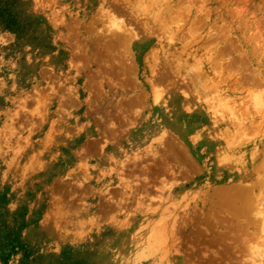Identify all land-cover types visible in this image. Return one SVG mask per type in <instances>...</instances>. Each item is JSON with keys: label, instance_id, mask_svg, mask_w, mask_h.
I'll use <instances>...</instances> for the list:
<instances>
[{"label": "rangeland", "instance_id": "374dc122", "mask_svg": "<svg viewBox=\"0 0 264 264\" xmlns=\"http://www.w3.org/2000/svg\"><path fill=\"white\" fill-rule=\"evenodd\" d=\"M254 157L264 0H0V264H264Z\"/></svg>", "mask_w": 264, "mask_h": 264}, {"label": "bare ground", "instance_id": "6f19581e", "mask_svg": "<svg viewBox=\"0 0 264 264\" xmlns=\"http://www.w3.org/2000/svg\"><path fill=\"white\" fill-rule=\"evenodd\" d=\"M114 10V9H113ZM118 13H119V11H117ZM117 15V14H116ZM145 16V15H144ZM180 16V15H179ZM158 18H160V16L158 17ZM145 20H146V22L148 21L149 23H152L153 21H154V19L155 18H153V16L152 17H150V16H148V17H145L144 18ZM164 19V18H163ZM162 20V19H161ZM156 21V20H155ZM168 21V20H167ZM152 24H154V23H152ZM155 26V24L154 25H149V27H150V29H153V27ZM162 26V25H161ZM163 26H164V28H165V26H166V24L165 23H163ZM155 29L156 28H161L158 24L156 25V27H154ZM163 28V29H164ZM176 28V27H175ZM146 31H147V29H146ZM152 31H154V29L152 30ZM164 32H165V29H164ZM163 37V36H162ZM121 39V38H120ZM161 82L162 83H164L165 85L166 84H170L171 82H172V79H170V78H165V79H161ZM263 163V164H262ZM264 159H263V162H262V159H258V158H256V157H254V158H252V160H251V163H249V166H251L252 167V169H253V172H251L250 174H248V172H246V173H244L243 175H242V180L246 183V184H248V187H247V185H246V188L245 187H243L244 189H246L247 190V188L248 189H251V190H253V191H255L254 193H255V195H256V197H257V206H259V213L261 212L262 213V215L264 216ZM248 167V166H247ZM250 167V168H251ZM253 173H257V176L259 177H256V178H252L254 175H253ZM110 178H112V177H110ZM113 183L112 182H109L108 184H107V186L106 187H109V186H111ZM262 185V186H261ZM259 186H261V187H259ZM242 188V189H243ZM246 190H244V192H246ZM250 190V191H251ZM248 191V190H247ZM248 192H246L245 194H247ZM253 193V192H252ZM250 195H251V192H250ZM262 216V217H263ZM264 218V217H263ZM263 218H262V220H263ZM264 224V223H263Z\"/></svg>", "mask_w": 264, "mask_h": 264}]
</instances>
